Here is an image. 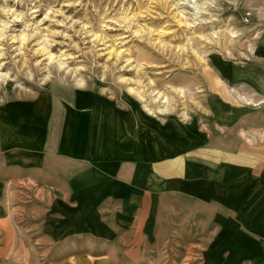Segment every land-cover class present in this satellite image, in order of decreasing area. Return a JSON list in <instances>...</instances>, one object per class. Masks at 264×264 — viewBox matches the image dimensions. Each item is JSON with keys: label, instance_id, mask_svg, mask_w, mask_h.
<instances>
[{"label": "rangeland", "instance_id": "rangeland-1", "mask_svg": "<svg viewBox=\"0 0 264 264\" xmlns=\"http://www.w3.org/2000/svg\"><path fill=\"white\" fill-rule=\"evenodd\" d=\"M174 3L0 0V119L8 113L11 121L13 111L23 112L22 106L40 96L63 98L66 115L90 108L93 138L103 140L110 130L122 141L145 131L152 144L169 147V176L182 160L193 163L194 174L222 165L232 186H239V165L256 162L255 151L264 148V0H191L180 9ZM217 79L234 88L241 102L217 90ZM47 106L40 110L47 113ZM127 120L140 127L133 135L120 129ZM8 141L11 150L21 147ZM6 152L0 142V156ZM42 178L29 174L0 188V264H67L76 258L111 264L110 243L103 244L108 237L97 236L102 222L91 211L87 238L79 242L84 253L61 257L53 251L57 240L46 227L51 187ZM152 181L153 188L163 186L155 175ZM164 214L165 236L155 231L145 258L121 252L124 264H256L222 261V246L209 244L197 220L179 209ZM79 223L72 220L76 228Z\"/></svg>", "mask_w": 264, "mask_h": 264}, {"label": "crops", "instance_id": "crops-1", "mask_svg": "<svg viewBox=\"0 0 264 264\" xmlns=\"http://www.w3.org/2000/svg\"><path fill=\"white\" fill-rule=\"evenodd\" d=\"M215 88L234 102H241L235 89L222 80L217 79ZM40 97L22 106L23 112L11 111L16 114L9 122L8 113L5 118L1 116L0 142L9 152L0 156V188L5 189L8 180L29 174L48 182L51 213L46 227L48 237L57 240L54 252L61 257L84 253L79 242L87 238L89 226L85 222L94 215L89 214L91 211L102 222V232H96L97 236L108 237L103 244L110 243L111 264L120 260L124 264L126 257L120 258L121 252L145 258L155 231L165 236L168 218L164 212L179 209L190 220H197L198 229H207L209 244L222 246V261L264 262V148L255 151L260 157L253 160L256 162L239 165L243 170L236 187L220 168L222 165L218 169L208 165L207 172L198 169L194 174L190 170L193 163L182 160L174 163L175 174L169 176V147L162 141L159 146L152 144L145 131L138 138L116 140V131L112 134L110 130L103 140H97L93 138L94 124H88L90 108L66 115L63 98L47 94ZM44 103L48 104L47 113L40 110ZM120 124L128 135L140 129L133 121ZM8 138L21 147L11 150ZM154 175L163 186L153 188ZM100 205L101 213L97 209ZM111 209V214H103ZM73 219L80 222L78 228L72 224ZM214 235H219L220 241L212 239ZM232 252L240 256L232 259ZM88 261L76 258L67 264Z\"/></svg>", "mask_w": 264, "mask_h": 264}, {"label": "bare ground", "instance_id": "bare-ground-1", "mask_svg": "<svg viewBox=\"0 0 264 264\" xmlns=\"http://www.w3.org/2000/svg\"><path fill=\"white\" fill-rule=\"evenodd\" d=\"M207 1V0H206ZM209 1H211V0H209ZM184 2H191V0H175V3H174V5L176 6V8L177 9H180L183 5H184ZM204 2V1H203ZM195 3H196V1H195ZM201 3V2H200ZM202 4V3H201ZM205 4V3H204ZM207 5V4H206ZM192 7V6H191ZM202 7V6H201ZM181 12V11H180ZM202 12H203V10H202ZM179 14V13H178ZM183 14V13H182ZM210 14V13H209ZM181 16V15H180ZM210 16H211V14H210ZM175 17H177L176 15H175ZM184 17V16H183ZM187 17V16H186ZM192 17V16H191ZM197 17H198V15H197ZM209 17V16H208ZM180 18V17H179ZM194 18V17H193ZM192 18V19H193ZM181 19V18H180ZM179 19V20H180ZM195 20V19H194ZM197 20V19H196ZM178 21V20H177ZM179 22V21H178ZM180 23H181V21H180ZM188 26V25H187ZM189 26H190V24H189ZM193 26V25H192ZM213 31V30H212ZM232 33V36L233 37H236L237 36V31H232L231 32ZM217 35V34H216ZM201 36V35H200ZM218 36V35H217ZM223 37V36H222ZM226 37V36H225ZM202 38V37H201ZM205 38V37H204ZM209 38V37H208ZM227 39V38H226ZM210 40H212V39H210ZM230 40V39H229ZM225 41V40H224ZM227 43V42H226ZM224 44V43H223ZM226 48H228L227 46H225ZM195 50V49H194ZM48 52V51H47ZM46 52V53H47ZM230 52V51H229ZM48 54H50V53H48ZM199 54V53H198ZM2 73V72H1ZM4 75V74H3ZM3 75L2 74H0V79L3 77ZM130 91H133V89L131 88L130 89ZM183 91V90H182ZM136 94H138V96L143 100L144 99V95L141 93V92H136ZM164 96H162L164 99L166 98L167 99V96L165 95V94H163ZM169 104V103H168ZM143 108L144 109H146L147 111H149V112H151L152 111V109L147 105V104H144L143 105ZM103 111V110H102ZM102 114V113H101ZM101 118H102V116H101ZM102 120V119H101ZM49 127V126H48ZM49 129V128H48ZM47 146V145H46ZM264 264V263H263Z\"/></svg>", "mask_w": 264, "mask_h": 264}]
</instances>
